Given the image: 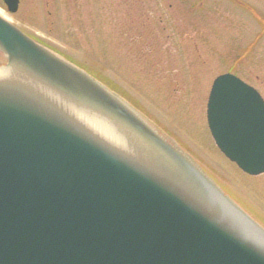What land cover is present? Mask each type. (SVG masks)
I'll return each mask as SVG.
<instances>
[{"label": "water", "instance_id": "obj_1", "mask_svg": "<svg viewBox=\"0 0 264 264\" xmlns=\"http://www.w3.org/2000/svg\"><path fill=\"white\" fill-rule=\"evenodd\" d=\"M0 52V72L54 95L0 78V264H264V228L118 96L3 16ZM207 119L226 157L264 173L254 87L218 76Z\"/></svg>", "mask_w": 264, "mask_h": 264}, {"label": "rangeland", "instance_id": "obj_2", "mask_svg": "<svg viewBox=\"0 0 264 264\" xmlns=\"http://www.w3.org/2000/svg\"><path fill=\"white\" fill-rule=\"evenodd\" d=\"M32 1L22 0L11 15L0 11L122 94L168 147L215 182L222 191L215 186L214 198L227 194L264 228V173L249 175L229 160L207 119L222 74L239 77L264 99V36L258 40L260 26L250 21L264 0ZM6 62L0 52V67Z\"/></svg>", "mask_w": 264, "mask_h": 264}, {"label": "bare ground", "instance_id": "obj_3", "mask_svg": "<svg viewBox=\"0 0 264 264\" xmlns=\"http://www.w3.org/2000/svg\"><path fill=\"white\" fill-rule=\"evenodd\" d=\"M0 16L7 18L6 14L4 12H1V11H0ZM1 71L2 72H0V78L14 80L18 83H22L27 89L31 90L32 92H34L38 95L40 93L41 95L49 97V98H52L54 96V95H52L53 92L51 91V89L48 86H46L45 84L44 85L41 84L40 82L36 81L35 79L29 77L28 75H26L22 72L16 71L12 67L8 68V69L1 70ZM58 98H57V102H58ZM60 100H61V98H60ZM94 125H96V126L100 125V120H94ZM124 146H126V144H124ZM130 146H131V144L129 145V149L131 150ZM121 150L123 151L124 149L121 147ZM160 173H161V171H160ZM161 174L164 175V172H162ZM166 176L177 181L176 177L172 174L166 175Z\"/></svg>", "mask_w": 264, "mask_h": 264}, {"label": "flooded vegetation", "instance_id": "obj_4", "mask_svg": "<svg viewBox=\"0 0 264 264\" xmlns=\"http://www.w3.org/2000/svg\"><path fill=\"white\" fill-rule=\"evenodd\" d=\"M19 2H18V10H19V8H20V6H21V3H22V0H18ZM24 1V0H23ZM32 1V0H31ZM36 1V0H35ZM35 1H32V3L33 2H35ZM0 6H3V7H5V9H6V11L7 12H5L6 14H8V15H11L10 14V12L8 11V7H7V4L5 3V1L4 0H0ZM17 10V11H18ZM16 13V12H15ZM250 21L252 22V23H256V24H258L259 26H260V31L258 32V34H259V36H258V40L259 39H261V37L262 36H264V5L262 6V8L260 9V11L258 12V15H257V17L255 18V17H253L252 19H250ZM21 28V30L23 31V32H25L28 36H30L31 38H33V39H35L36 41L37 40H39V38H36L35 36H33V35H31V33L28 31V30H26V29H24V28H22V27H20ZM44 45V44H43ZM49 48V47H48ZM63 56H65L66 58H68V56L66 55V54H64L63 53ZM71 62H73L74 64H76V65H78V66H80V67H83V68H85L82 64L83 63H81L80 61H78V60H76L74 57H72V58H68ZM85 63V62H84Z\"/></svg>", "mask_w": 264, "mask_h": 264}, {"label": "clouds", "instance_id": "obj_5", "mask_svg": "<svg viewBox=\"0 0 264 264\" xmlns=\"http://www.w3.org/2000/svg\"><path fill=\"white\" fill-rule=\"evenodd\" d=\"M80 102H81V103H85V104H88V103H89L87 100H81ZM94 106H95V105H94ZM97 107H98V106H97ZM98 110H100V111H104V109L99 108V107H98ZM105 114H106L107 116L111 117V118H112L113 120H115V121H121L120 118H119L118 116H116L114 113H111V112L107 111Z\"/></svg>", "mask_w": 264, "mask_h": 264}]
</instances>
